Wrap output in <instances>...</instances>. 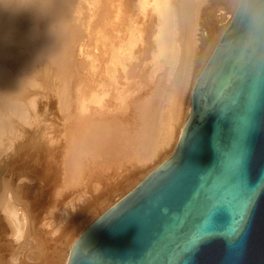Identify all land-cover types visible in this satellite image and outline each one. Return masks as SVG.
Listing matches in <instances>:
<instances>
[{
    "label": "bare ground",
    "instance_id": "bare-ground-1",
    "mask_svg": "<svg viewBox=\"0 0 264 264\" xmlns=\"http://www.w3.org/2000/svg\"><path fill=\"white\" fill-rule=\"evenodd\" d=\"M239 1L0 0V210L10 223L17 229L21 219L13 181L28 180L33 193L56 169L59 189L74 184L82 196L114 178L137 180L173 155L196 80ZM220 3L231 13L216 11ZM42 88L57 98L43 107L46 119ZM16 140L28 150L6 154ZM96 219L69 238L61 264Z\"/></svg>",
    "mask_w": 264,
    "mask_h": 264
},
{
    "label": "water",
    "instance_id": "water-1",
    "mask_svg": "<svg viewBox=\"0 0 264 264\" xmlns=\"http://www.w3.org/2000/svg\"><path fill=\"white\" fill-rule=\"evenodd\" d=\"M68 264H264V0H240L173 155L74 242Z\"/></svg>",
    "mask_w": 264,
    "mask_h": 264
},
{
    "label": "rangeland",
    "instance_id": "rangeland-1",
    "mask_svg": "<svg viewBox=\"0 0 264 264\" xmlns=\"http://www.w3.org/2000/svg\"><path fill=\"white\" fill-rule=\"evenodd\" d=\"M231 5L232 4H228V3H220L217 4L216 7L214 8H216V11L223 8L224 11H228V13H231L230 12V9L232 8ZM86 9L83 12L84 13L83 16L85 17L87 15V14L85 15V13L88 11V10L86 11ZM206 30H208V28ZM79 58L80 57L76 55V61L79 60ZM51 92H54V90L44 91L43 88L40 92H38L39 94L37 95L36 100L38 101V103L40 102L41 103L39 105L37 103V105L38 107H40V105L42 107V108L40 107L41 111L39 115L44 111L43 114H45L46 116L45 108L43 109V107L46 104L49 105L51 103V99L52 101H55V99H57L56 92L55 94ZM49 94H52V96L51 95L49 96ZM54 95H55L54 97L55 99H53ZM47 108L49 109V106L46 107L47 110L46 112H49ZM48 115L50 116V114L48 113L46 117H48ZM45 116L43 115V118L40 116L41 118L38 117V119L39 118L44 119ZM12 146L14 148L11 147L7 151L8 153L6 154H9L10 153L9 151H11L10 155H13L15 152L21 154V152H25L28 150V146L21 149V145L18 142V140H16V142H12ZM5 148L6 147L3 146L1 149L2 150L4 149L3 151H5ZM171 156L172 153L170 152L163 154L156 162L150 164V166H148V168H146L145 171H143L142 173L140 172L137 180H134V178L130 180V178H128L129 180L128 179L126 180L130 182L127 181L124 182V179L118 176L119 178L117 181H115L114 178L113 181L111 180L112 182L111 181L104 182L105 184L104 185L102 184V186H100L101 188L96 186L98 190L100 189L99 190L100 192L96 189V187H94L95 190L99 193L96 192L94 193L95 190L91 189L92 188L91 186L90 187L91 190L89 189L88 191L89 187L85 190V192L88 191L90 194L85 193L84 195L82 194V196L80 194H76L78 193L76 192V190H78L77 188L74 190V192L73 190L71 191L73 187L75 188L77 186L74 184H73L74 186L72 184H65V188L72 185L69 187L70 190L69 189L67 190V188L65 190L63 189L64 191L60 190L62 189L61 184L63 183V181L61 183V178L59 177L61 175H59V173L56 172L57 171L56 169H55L56 171L55 170L54 171L51 170L50 172L47 171L50 175V178H53V182H49L47 184L46 181H40L41 183L39 184L41 186L37 183L38 185L35 186L36 188L34 187L33 193L32 192L28 193L26 191L27 189L24 188L25 185L30 184L28 180L19 182L18 179L16 181H13L10 185V190L13 194L12 196L14 201L13 203H15L17 207L18 216L21 219L18 221L19 225L18 228L16 229L10 223V220L7 217V215H5L0 210L1 261H3L4 264H61L65 254V248L69 243V238H71L77 233L78 230L77 228L79 226L80 228H82L86 226L88 222H91L94 219L98 218L102 213H104L107 209H109L112 205H114L118 200L123 198L125 194H127L130 190L136 187V185H138L137 184L138 182H141L142 179H144L151 171L156 169L159 165H161ZM5 157L6 156L4 155V158ZM56 174L59 175L58 176L59 178L57 177ZM123 174H125V172ZM52 175L53 176L55 175L54 176L55 178L51 177ZM54 179L57 180V182L60 184V187L57 184V182L56 183L54 182L55 181ZM24 182L25 183L27 182V184H25ZM110 182L112 183L111 184L112 186L110 185ZM114 183L115 185H113ZM109 185L111 188L108 187ZM38 186L41 187V189H39ZM113 187L114 188L118 187V188L114 190ZM59 191L60 192L63 191V194H61L62 192L60 193ZM107 191H109V193ZM92 193L97 194V196L93 195ZM104 194H108V195L111 194L110 195L111 198L106 201L103 197H101ZM78 196L81 198H79ZM72 205L75 207H72ZM61 217H63V219ZM43 218H45V220ZM59 222H61L62 225L59 224ZM59 225H61V227ZM50 229L52 231H50ZM32 246L34 248H32Z\"/></svg>",
    "mask_w": 264,
    "mask_h": 264
}]
</instances>
